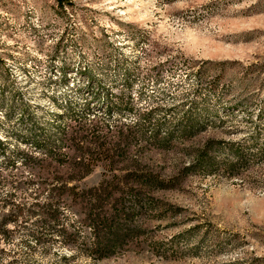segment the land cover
<instances>
[{
  "label": "rangeland",
  "instance_id": "374dc122",
  "mask_svg": "<svg viewBox=\"0 0 264 264\" xmlns=\"http://www.w3.org/2000/svg\"><path fill=\"white\" fill-rule=\"evenodd\" d=\"M152 108L155 129L120 122ZM89 111L109 139L130 134L122 160L175 187L154 192L166 205L116 255L55 239L30 251L40 183L72 173L74 117ZM59 140V159L39 152ZM0 141L6 262L264 264V0H0ZM108 169L100 160L73 183L96 186Z\"/></svg>",
  "mask_w": 264,
  "mask_h": 264
},
{
  "label": "trees",
  "instance_id": "16d2710c",
  "mask_svg": "<svg viewBox=\"0 0 264 264\" xmlns=\"http://www.w3.org/2000/svg\"><path fill=\"white\" fill-rule=\"evenodd\" d=\"M155 112V108L146 109L136 120L125 119L120 122L140 129L148 123L149 127L155 129L160 122L155 118ZM102 119L101 115L90 111L78 113L74 117L78 128L69 138L74 148L70 160L72 173L67 178L54 176L40 183L44 186L41 185L43 188L39 195L43 196L38 200L35 226L28 234L30 251L34 247L30 244L37 246L48 239H55L62 241L65 246L84 251L94 259L111 257L126 250L134 241L141 243L146 228L140 222V216L166 205L154 196V192L174 188L176 183L140 167V164L134 162V158L122 160V156L127 153L124 147L131 136L121 132L116 140L109 139L110 131H105L106 125ZM104 120L106 121L105 117ZM153 135L163 145L165 137L159 138L156 133ZM59 142L60 144L39 152L56 160L57 155H61L58 149L63 142ZM236 150V158L230 163L232 172L238 170L239 162L245 159L240 147ZM39 155L38 160L43 159L44 156ZM207 155L208 150L201 151L197 155V165L207 164ZM104 159L108 161L111 174L98 185L80 188L73 183L89 175L95 164ZM121 162L125 168H120ZM194 167H186L185 173H189ZM76 207L79 209L75 210ZM10 220L8 215H0V239L4 242L11 230L7 227ZM38 222L41 223V231L38 230ZM7 253L6 247L0 246V264H20L17 258L6 262Z\"/></svg>",
  "mask_w": 264,
  "mask_h": 264
}]
</instances>
